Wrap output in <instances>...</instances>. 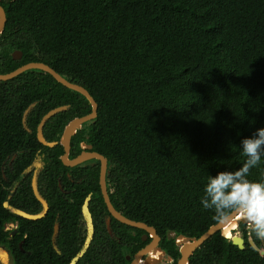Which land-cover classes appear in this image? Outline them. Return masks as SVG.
Instances as JSON below:
<instances>
[{"label":"trees","instance_id":"16d2710c","mask_svg":"<svg viewBox=\"0 0 264 264\" xmlns=\"http://www.w3.org/2000/svg\"><path fill=\"white\" fill-rule=\"evenodd\" d=\"M7 15L5 30L19 26L29 39L18 43L24 58L8 55L0 71L43 61L90 91L98 116L74 141L87 139L124 167L130 176L123 206L128 217L155 226L164 247L177 253L169 233L199 236L217 222L201 203L207 179L239 169L246 159L241 140L264 127V0H14ZM18 78L23 81L16 103L0 86V245L13 264H68L77 249L68 253L64 247L60 254L52 244L57 200L41 219L15 214L4 206L10 183L2 164L31 137L42 146L36 123L32 134L23 127L22 112L31 102L41 100L30 118L36 121L43 106L47 111L76 103L74 113L46 123L49 139L92 106L44 71L27 70ZM53 150L45 176L54 167L67 168L62 146ZM32 159L25 152L16 163L21 170ZM250 179L264 180V157ZM21 197L29 204L17 202ZM11 203L29 212L41 209L30 180ZM61 205L60 242L71 238L65 236L80 211L78 202ZM11 222L16 229H6ZM241 228L244 248L217 232L195 251L192 264H264L250 240L259 245L260 238L247 224Z\"/></svg>","mask_w":264,"mask_h":264},{"label":"flooded vegetation","instance_id":"af4514ba","mask_svg":"<svg viewBox=\"0 0 264 264\" xmlns=\"http://www.w3.org/2000/svg\"><path fill=\"white\" fill-rule=\"evenodd\" d=\"M12 1L14 0H0V5H2L4 10L6 11L7 20V5ZM5 29L6 25L3 29V32L0 34V67L6 66L8 62V55H10L16 61H21L24 58L25 53L18 43H20L21 41L25 42L29 39L28 35L24 33L19 26H16V28L13 30L7 31ZM23 42L22 45H24ZM14 55L17 56V58H15ZM14 78L7 81H0V86L3 89V92H8L10 97H12L13 102L16 103L17 98L19 97L18 93L21 86L20 84L23 79ZM39 102H41V100L31 102L29 105H27L26 108H24L22 112L23 127L29 133H34V128H32L31 125L36 123L35 136L38 141V125L42 117L49 110L61 106L58 105L52 107L47 111H44L43 106V108H41L40 119L38 121H36V118L30 120V118L32 117V113L37 108ZM63 105H68V108L57 114L64 113V117H67L66 112L71 111V113H74L76 111V103H68ZM28 109L29 111L27 113L26 122H24L25 113ZM74 117L77 116H72L67 121V123ZM45 125L43 128L44 136L49 141H56L57 143L55 145L49 146L39 141L42 146H38L36 143H34L33 137H31V143L27 142L26 144H22L20 149H17L13 153L9 154L3 161L2 171L6 181L10 183V185L8 186V200L10 204H12L11 200L14 194L18 191L23 181L28 182V180H30V186L33 192L32 179L35 172L37 171L38 188L41 194L48 201L49 210L51 208V203L55 202L54 200H57V209L59 208V211L55 216L54 229L52 233L53 247L60 254L63 252L64 247L66 248L68 253H72L75 249H77L74 255L70 258L68 264H70L73 258L84 249L89 237V227L83 213V205L87 199L89 211L92 217L93 234L87 249L75 264H178L182 253L179 246L177 245V234L169 233L166 237L168 239L172 237L175 238V243L179 253L176 252V249L173 251L172 249L170 250L169 248L164 247V237L158 231L157 233L160 236V239L157 245L154 246L153 244H150L152 240L150 238V235L147 234L144 229L138 230L135 228H127L124 225L125 223L120 221L112 214L103 195V190L100 182L102 161L99 158H89L82 163L74 166H67L63 163L67 168L64 169L61 166L54 167V170L48 172V174L45 176V172L47 171L48 166L52 161V156L56 154V150L53 149L59 145L62 146L63 150L60 153V158L64 152V146L60 142L61 134L64 129L60 134L57 135L58 138L49 139L47 137V131H45ZM74 136L72 137L70 143L69 157L74 158L81 154L83 151H97L94 149L93 144L90 143L87 139L81 140L79 144L76 145ZM89 145H92L93 147L89 148ZM25 152L33 155V159L30 164L26 165L20 170L22 164H17L16 162L17 159ZM106 158L107 193L115 209L123 215H126L123 207L124 192L125 186L128 185V181L130 180V176L126 174V172L124 171V167H122L120 163L107 156ZM50 178H55V180L52 181L50 180ZM65 178H67L68 180H65ZM21 198L22 199L20 201L18 200L17 202L22 205L29 204L25 197ZM81 199L83 200L81 201ZM61 202H78L80 204V211L77 217V221L71 223V226H73V228L69 230V235L65 236H71V238L69 237L63 239L62 242L59 241V235L61 231ZM56 223H59V232L56 238L53 239ZM8 226L9 230L14 228L16 229L17 223L11 222L8 223ZM239 226L241 227V223L239 224ZM241 232L242 235L243 231L241 230ZM20 245H22V242L20 243ZM0 246L6 248L4 245ZM6 250L8 251V253H10L8 248H6ZM194 253L190 257L189 264H192L191 258ZM2 255L5 256V253H3ZM148 260L153 262L148 263Z\"/></svg>","mask_w":264,"mask_h":264},{"label":"water","instance_id":"95a60500","mask_svg":"<svg viewBox=\"0 0 264 264\" xmlns=\"http://www.w3.org/2000/svg\"><path fill=\"white\" fill-rule=\"evenodd\" d=\"M6 20H7L6 11L4 10L3 6L0 5V34L3 32V29L6 25ZM14 57L17 58V56H15V55H14ZM34 69L35 70H41V71H44L46 73L51 74L58 82H60L64 86L81 93L82 95H84L87 98L89 104L92 106L90 112H88L87 114L81 115V116L74 117L72 120H70L65 125L64 130L61 134V138H60V142L64 146V152L61 155L62 162L67 166H74V165L82 163L83 161H85L89 158H99L102 161V171H101L100 182H101L105 201H106L110 211L112 212V214L116 218H118L123 223L130 225V226H133V227H136V228L144 229L147 232V234L150 235V238L152 240V242L150 244H153L154 246L157 245V243L160 239V236L158 235L157 229L155 228V226L149 225L148 223H146L144 221L135 220V219H132L126 215H123L122 213L117 211L115 209V207L113 206V204L109 198V195L107 193V188H106V165H107L106 156H104L103 154H101L97 151H92V152L83 151L81 154H79L78 156H76L74 158L69 157L70 143H71L72 137L77 133V131L80 128H82L83 124L95 120L96 117L98 116L99 105H98V102L96 101V99L94 98V96L90 93V91L85 86H83L82 84H79L77 82L69 80L66 76H64L63 74L58 72L51 65H49L48 63H45L43 61H30V62H27L23 65L18 66L14 70L9 71L7 73H1L0 72V81H7L9 79H13L14 77H17L18 75L22 74L23 72H25L27 70H34ZM67 108H68V105H61V106L55 107V108L49 110L42 117V119L38 125V133H37L38 139L41 143H43L45 145H49V146H53L57 143L56 141H49L45 138L44 133H43V128H44V125L46 124V122L51 117L55 116L57 113H59L61 111H64ZM28 111H29V109L25 113L24 122H26V117H27ZM88 147L92 148L93 146L89 145ZM37 178H38V176H37V171H36L34 176H33V179H32V188H33V192H34L35 197L42 204V209L39 212H29V211H26L24 209L18 208L16 206L10 204L9 200H6L4 202V206L6 208L10 209L15 214H18V215H20L24 218H27V219L38 220V219L45 217L49 211V203L45 199V197L41 194V192L39 191ZM83 213H84L85 219L88 223L89 237L87 239V242H86L84 249L73 258V260L70 262V264H75L77 262V260L83 255V253L87 249V247L90 243V240L92 238L93 223H92L91 213H90L89 207H88V199L86 200V202L83 205ZM240 223L248 224L246 220H244L242 217H240L234 213L229 219L224 220V221H219V222H216L215 224L211 225L204 233H202L199 236H188L185 234H178L177 235V245L179 246L181 253H182L181 257L178 261V264H189L191 255L198 248H200L209 238H211L217 232H221V234L227 236L224 232L225 228L227 226L232 227L233 224L236 225V227H237V226H239ZM236 227H233L231 229L233 233H234V230L236 229ZM58 232H59V223H56L53 239L56 238ZM230 238L232 239L233 244L238 245L240 248L245 247V240L242 236L234 234ZM178 239H181V240L184 239L185 242L180 241ZM250 240H251V244L255 248L258 256L261 258H264V249H263L264 246L263 245H261V246L257 245L252 239H250ZM149 262L152 263L153 261L148 260V263Z\"/></svg>","mask_w":264,"mask_h":264},{"label":"clouds","instance_id":"9594fccd","mask_svg":"<svg viewBox=\"0 0 264 264\" xmlns=\"http://www.w3.org/2000/svg\"><path fill=\"white\" fill-rule=\"evenodd\" d=\"M240 146L246 158L243 165L235 171L210 175L201 203L204 209L214 212L217 222L235 213L247 221L256 238L264 239V180L250 179L251 170L260 166L264 157V127L243 138Z\"/></svg>","mask_w":264,"mask_h":264},{"label":"rangeland","instance_id":"374dc122","mask_svg":"<svg viewBox=\"0 0 264 264\" xmlns=\"http://www.w3.org/2000/svg\"><path fill=\"white\" fill-rule=\"evenodd\" d=\"M248 225V224H247ZM234 227H236V225L234 226ZM248 227H249V225H248ZM233 228V227H232ZM232 228H230L229 230H228V234L230 235V236H233L234 234H236V235H240V236H242L241 235V230H242V228L240 227V226H237L236 227V229L234 230V233L232 232ZM249 230H250V228H249ZM260 246L261 245H264V239H260ZM3 253H5V256H3L2 254ZM0 264H13V261H12V257H11V255H10V253H8V251L6 250V248H4V247H2V246H0Z\"/></svg>","mask_w":264,"mask_h":264},{"label":"bare ground","instance_id":"6f19581e","mask_svg":"<svg viewBox=\"0 0 264 264\" xmlns=\"http://www.w3.org/2000/svg\"><path fill=\"white\" fill-rule=\"evenodd\" d=\"M234 226H235V225L233 224L232 227H234ZM232 227H230V226L228 227V226H227V227L225 228V231H224V232H225V234H226L228 237H230V235L228 234V230H229L230 228H232ZM178 240L185 242L184 239H182V240H181V239H178Z\"/></svg>","mask_w":264,"mask_h":264},{"label":"built area","instance_id":"2783aa9c","mask_svg":"<svg viewBox=\"0 0 264 264\" xmlns=\"http://www.w3.org/2000/svg\"><path fill=\"white\" fill-rule=\"evenodd\" d=\"M6 229H9V226L8 225L6 226Z\"/></svg>","mask_w":264,"mask_h":264}]
</instances>
